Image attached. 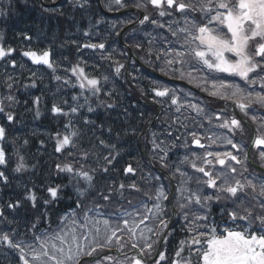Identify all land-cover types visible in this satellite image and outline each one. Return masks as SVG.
Wrapping results in <instances>:
<instances>
[{
    "label": "snow or ice",
    "instance_id": "1",
    "mask_svg": "<svg viewBox=\"0 0 264 264\" xmlns=\"http://www.w3.org/2000/svg\"><path fill=\"white\" fill-rule=\"evenodd\" d=\"M147 2L158 10L159 17L180 14L183 26L180 20H172L165 25L145 14L138 21L140 25L150 22L156 29H166L173 37L169 40L165 36L157 45L156 37L145 33L146 37H150L147 54L149 57L155 56L154 61L148 60L146 63L159 62L163 75L186 80L207 96L205 100L195 96L192 91L180 95L183 90L167 86L152 87L153 102L163 106L167 101L177 114L172 117L169 128L175 127L176 132L183 129L184 138L183 143L177 144L181 137L167 131L166 136H175V139H169L166 143L158 139L159 133L153 132L148 141L151 145L150 159L158 162L161 169L167 170L173 149L183 148L186 154L178 160L175 172H168L167 176L163 172L160 175L149 172L140 177L149 185L155 183L154 192L143 191L136 180L128 184L121 181L117 185L114 179H104L109 176L110 169H115L114 162L120 156L115 151L116 145L104 139L97 138L98 144L108 149L109 154L97 156L96 168L89 170L82 164L77 168L73 163H57L56 173L67 174L69 183L48 186L49 199L43 200V205L34 190L26 191L24 199L31 203L32 209L42 207L43 210L39 216L25 222V232L21 233L16 228L5 231L0 227V247L15 253L18 264H169L167 246L176 218L182 221L180 230L184 238L178 241L170 264H264V149L260 148L264 146V134L257 135L252 141L253 147L259 151L260 161L259 171L255 173L249 172L253 165L244 144L235 140L237 133L244 134L246 122L241 114L255 123L258 117L250 113L264 112V0ZM112 5L117 7L113 9ZM105 6L109 11L126 7L124 0H111ZM134 7L146 9L142 3ZM0 15H6L2 8ZM96 23L101 21L97 20ZM111 27L115 29L116 25L112 24ZM84 35L88 36L89 33L85 32ZM24 38L31 39L28 36ZM135 47L143 49V44L137 43ZM76 48L78 53L81 48L100 50L101 59H112L111 54L103 55V51L107 50L104 42L77 44ZM16 51L11 46L0 45V61L7 60L12 67H16L17 62L12 58ZM20 55L35 65L47 66L53 73L58 67L51 59L50 49H28L20 52ZM86 66V60L78 61L69 71L78 82L80 95L87 91L97 96L101 91V78L90 77ZM124 67L117 63L114 72L119 75ZM53 78L61 80L60 76L54 75ZM102 79L107 81L108 77ZM70 83V80H64V84ZM31 86H35V83ZM8 87L11 88L12 84H8ZM7 99L13 101L14 97L9 95ZM77 99L73 96L74 101ZM34 103L38 104L39 98ZM213 104H221L222 107L215 108ZM82 107L83 104L73 106L65 112L61 106L53 104L51 113L54 117L68 116ZM107 107L114 105L108 104ZM88 111L94 109L89 107ZM0 114H4L8 122H14V115L5 112L2 104ZM36 116H40L39 110ZM84 123L88 125L93 122L85 119ZM260 123L264 124V117L260 118ZM64 128L65 132L54 134V151L58 154L67 152L69 157H73L70 149L78 148L81 133L78 129L70 130L71 122L65 124ZM217 130L226 131L217 134ZM108 132L111 133L112 129L109 128ZM6 138V127L0 125V140ZM192 146L202 150L203 155L193 150ZM225 146L230 147L225 151L210 150ZM89 155L88 151L80 150L81 158L87 159ZM100 159L105 161L102 167L99 165ZM8 162L6 149L0 147V165L6 166ZM181 166L192 169V174L182 170ZM26 170L24 157L19 156L13 171L20 173ZM137 171L138 168L131 164L123 168L125 178L134 176ZM177 173L181 177L177 186L172 191L166 190L163 180L168 179L171 187ZM8 181L5 171H0V182L7 185ZM193 182L195 189L191 187ZM68 187L73 190V195L69 197L73 203L56 217V227L53 228L51 205L60 199L61 190ZM125 190L142 193V196L135 200L128 199ZM221 204V218L217 220L213 208ZM229 204L232 207H228ZM20 207L21 202L17 200L0 208V225L10 226L13 223L4 208ZM225 215L227 220L223 219ZM112 249L123 258L112 256Z\"/></svg>",
    "mask_w": 264,
    "mask_h": 264
},
{
    "label": "trees",
    "instance_id": "2",
    "mask_svg": "<svg viewBox=\"0 0 264 264\" xmlns=\"http://www.w3.org/2000/svg\"><path fill=\"white\" fill-rule=\"evenodd\" d=\"M33 6L36 9V20L32 21L29 19V14L32 12ZM0 8L6 13V15H2V19L0 18V34H2L0 45L11 46L17 50L12 54V58L16 62L23 57L20 52L27 49L35 50L34 47H36V50L50 49L51 59L58 65L55 73L47 66L39 65L36 67V75L33 76L27 67H18L17 71L7 60L0 61V104L5 108V112H11L14 115V122H8L6 116L0 114V125L5 126L7 131V138L0 140V147L6 149L9 157L6 166L0 165V171H5L9 177L7 185L0 182V208L17 200L22 205L18 209L4 208L5 214L13 223L10 226L0 225V227L5 231L16 228L21 233L25 232V222L33 220L43 210L42 207L38 210L32 209L31 203L24 199L26 191L34 190L40 204L43 205V200L49 199V194L46 191L48 186L54 187L69 183L67 174L56 173L57 163H73L77 168L82 164L85 169L89 170L96 168L97 156L103 157L109 154L108 149L99 146L97 138L115 144V151L120 153L117 161L114 162L115 169H110L109 176L104 179H114L117 185L121 181L128 184L132 180H136L143 191L154 192L155 183L149 185L141 181L140 177L149 172L160 175V171L154 168H158L160 165L153 160L154 167L149 164L148 159L140 151L138 141L150 157L151 145L148 141L153 132L160 134V115L150 129L139 137L156 113L157 108L153 105L142 104L136 93L144 101H153L151 89L153 86L160 87V80L148 72L144 73L141 66L133 61L128 65L129 82L126 80L125 67L117 75L114 72L116 64L125 66L127 58V51L120 45L117 37H109V42L112 41L114 44V50L103 51L104 56L111 54L112 57L110 60H104L101 59L100 50L81 48L80 52H77V44L89 43L86 40L82 41L84 38L78 40L77 37L69 36L68 39H65V36L41 34L40 32L45 29V19L48 15L51 16L49 18L51 25L63 23L62 11L57 7L45 9L39 0H0ZM31 24L35 26V32L28 35L31 39L27 40L24 38L27 35L21 32L32 30ZM150 26L153 27L151 23ZM52 28L55 29L53 26ZM141 30L142 25L133 28L137 34L131 38L124 36V41L143 62V50L136 48L135 45L137 43L145 45L147 38L150 37L141 35ZM151 36L157 39L153 33ZM101 38L96 37L95 41L103 42L104 40ZM85 60L87 61V74L90 77L101 78V91L97 96H92L87 91L84 92V95L78 96L77 88L68 89L75 85L76 79L69 69L78 61ZM151 60L154 61L153 58ZM81 66L85 65L81 64ZM137 67H140V71L136 69ZM54 75L60 76L61 80H55ZM105 76L108 77L107 81L102 79ZM8 77H12V79L9 80ZM64 80H70L71 83L64 84ZM33 82L35 86H31ZM154 82H156L155 85ZM8 84H12V87L9 88ZM9 95L14 97L13 101L7 99ZM73 96L78 99L74 101ZM85 96L88 97L87 101ZM36 98H39L38 104L34 103ZM64 101L67 103L65 104ZM53 104L61 106L65 112L80 104H83L84 107L80 108L77 113L54 117L51 113ZM108 104H113L114 107L108 108ZM157 105L160 107V104ZM89 107L94 111L89 112ZM37 110L40 112L39 117L36 116ZM85 119L93 123L86 125ZM69 122L72 124L70 130L78 129L81 133V139L77 141L78 148L70 149L74 154L73 157H69L67 152L58 154L54 151L56 143L54 134L65 132L64 125ZM109 128L112 129L111 133L108 132ZM133 130H135L134 133ZM117 133H119V137H117ZM158 139L160 140V135ZM42 141L43 143H41ZM81 149L90 153L87 159L81 158ZM92 153H96V155H92ZM19 156L24 157L27 170L17 173L13 169L16 167ZM104 164L105 161L100 159L99 165L102 167ZM128 164L138 168V171L134 176L125 178L123 168ZM167 183L169 182L166 181V185ZM167 187L169 186L167 185ZM126 194H129L128 190H125V196ZM72 195L71 187L63 188L59 193L60 199L52 203L50 214L53 217V225L56 224V216L72 205L73 201L69 199ZM137 195L141 197L142 193ZM41 227L43 228L44 225ZM16 258V254L14 255L13 252L6 254L0 250V264H15Z\"/></svg>",
    "mask_w": 264,
    "mask_h": 264
},
{
    "label": "flooded vegetation",
    "instance_id": "3",
    "mask_svg": "<svg viewBox=\"0 0 264 264\" xmlns=\"http://www.w3.org/2000/svg\"><path fill=\"white\" fill-rule=\"evenodd\" d=\"M51 3L52 2H48L47 4H51ZM108 3H111V0H75L74 2L66 1L62 3L60 6H56L58 9L62 11L61 16L63 18V23L62 24L53 23L51 25L50 19H49L50 16H47L45 19V29L43 30V32H40V33L45 34V35L55 34V35H61L65 37L73 36V37H77L78 40H80L81 38H84L82 39V41L86 40L87 42L91 43L92 38L97 37V36H103V37L115 36L117 34L118 27H121L123 24H126V22L128 21L140 20L143 18L145 14L149 15L152 19L160 20V23H163L165 25H167L172 20H180V21L182 20L180 14L178 13L173 14L172 16H168V17H159L158 10L155 9L152 5L148 4L147 0H124L126 7L120 8L119 10H112V11H109L108 8L105 6ZM137 3H142L146 5V9H138L134 7V5ZM41 5L44 8L51 7L50 5L47 6V5H43L42 3ZM81 5H83V7ZM112 6H113V9L117 7L115 5H112ZM165 9H166V6H165ZM29 19L32 21L36 20L35 6L32 7V12L29 14ZM97 20H100L101 23L97 24L96 23ZM112 24L116 25L115 29L111 27ZM31 25H32V30L23 31V33L26 34L27 36L30 34H34L35 32V26L33 24ZM52 26L55 29H53ZM148 26H149V22H146L141 32L143 35H145V33H148ZM181 26H183V21H181ZM85 32H88L89 35L85 36L84 35ZM158 33L160 34V40H162V38L165 37L166 35L167 36L171 35L170 33L167 32L166 29L164 30L159 29ZM131 35L132 34H129L128 36H131ZM21 65H23V67H27L31 74L36 72L35 64H33L26 57H22L21 60L17 61V66L14 68L18 71V67H21ZM161 66L162 65L160 64V68ZM144 68L149 69L151 67L145 64ZM12 73H15V72H12ZM164 86H167L169 88H176L177 90H183L182 92L179 93L180 95H183V93L185 92L192 91L195 96L201 99L207 100L206 93H201L198 88H194L193 85L188 84L186 80H181L175 76H165L160 71V87H164ZM257 90H258V86H257ZM212 106L215 108L222 107L221 104H213ZM170 110L172 109L170 108L169 103L167 101H165L163 106L160 104V113L162 114L161 120L164 121L166 125V126L160 125L161 133H164L166 131V127H169L170 117H168L167 114L169 115L168 112ZM187 114L188 113H185L184 115H187ZM251 114L257 115L258 117L257 122L254 123L248 117H244L243 114H241V118L244 119L245 122L248 121L253 126L255 132L264 131V124L260 123V118L264 117V112L250 113V115ZM205 127L207 128L208 126L205 125ZM248 128H249L248 125L245 123L244 130ZM173 131L176 132L175 127H173ZM222 131H226V130H217V134H220V132ZM177 133H183V129H181ZM235 140L245 145V141L243 139H240L239 133L236 134ZM229 147L230 146H225V147H220V148H213L210 150L225 151ZM193 150L203 155L202 150L195 148V146H193ZM184 152H185V149L183 148H180L178 150L173 149L172 154L170 155V158H169V163H172L170 162V160H172L174 156L183 155ZM255 157H258L256 163L260 164L258 150L254 152V158ZM250 168L252 167L250 166ZM249 172L253 173L251 169H249ZM178 181L179 179L177 180V183ZM207 194L208 193L206 192L205 195ZM222 206L223 204H221L220 206H214L213 208V213L216 216L217 220L221 218L219 214H220V208ZM228 207H232V205L229 204ZM223 219L227 220V216L225 215ZM181 224H182V221L179 218H176V222L172 225L173 235L170 240V243L167 246L169 264H170L172 253L175 251L178 241L184 238V233H182L180 230ZM161 250H164V249H161ZM185 255H187V253H185Z\"/></svg>",
    "mask_w": 264,
    "mask_h": 264
},
{
    "label": "rangeland",
    "instance_id": "4",
    "mask_svg": "<svg viewBox=\"0 0 264 264\" xmlns=\"http://www.w3.org/2000/svg\"><path fill=\"white\" fill-rule=\"evenodd\" d=\"M71 2L73 1V0H70ZM181 21H183V20H181ZM170 37H171V39H173V37L170 35ZM136 69H138L139 71H140V67H137ZM143 69V72L144 73H147L146 71H148L147 69H145V68H142ZM169 115H170V122H171V119H172V117L174 116V115H176V113L174 112V110H170L169 112ZM160 115V125H165V123H164V121H162L161 120V113L159 114ZM157 115H155L154 114V116L152 117V119L151 120H153V118L154 117H156ZM159 116H157L156 117V119L158 118ZM156 121H154L153 122V124L155 123ZM152 124V125H153ZM166 126V125H165ZM167 131H170V130H166L165 131V138H166V140H167V142H168V140L169 139H175V137H172V138H168L167 136H166V133H167ZM257 133H260V132H257ZM246 136L248 137L249 136V132L247 131L246 132ZM183 138H184V136H183V133L181 134V139H180V141H178L177 142V144H181V143H183ZM166 142V143H167ZM193 147V146H192ZM250 152H255V150H251ZM186 154V151L184 152V154L183 155H185ZM200 155H201V153H199ZM183 155H181V157L183 156ZM181 157H179V158H175V160L173 161V163H169L170 164V167H169V169H167V170H165V171H167V173L168 172H175V168H176V164H177V162H178V160L181 158ZM257 158L258 157H255L254 158V154H252V158H250V160H253L252 161V164H254V163H256V161H257ZM182 167V170H184V171H187V172H189V174H192V169H190L189 167H187V166H181ZM158 168H160V167H158ZM152 173V172H151ZM63 174H65V173H63ZM153 174V173H152ZM154 175H157V174H154ZM165 176H166V174H164ZM197 175H199V174H197ZM180 180L181 179V177L179 176V174L177 173L176 174V179L175 180H173L172 181V185H173V187H174V184H175V186H177V180ZM166 181H168L169 182V180H167L166 179ZM165 180H163V183H164V185H165V182H166ZM179 182V181H178ZM167 185L169 186V183H167ZM191 187L193 188V189H195V187H196V185H195V183L193 182L192 183V185H191ZM165 188H166V190H168V191H170V187H166L165 186ZM175 188V187H174ZM128 193L129 194H126V198H128V199H133V200H135V199H137V198H139V195H137V193H134V192H129V190H128ZM85 203H87V201H85ZM53 228H55L56 227V224L55 225H53L52 226ZM6 231H9V230H6ZM17 239H20V237H17ZM0 250H3L6 254H10L11 253V251H9V250H5V248H3V247H0Z\"/></svg>",
    "mask_w": 264,
    "mask_h": 264
},
{
    "label": "water",
    "instance_id": "5",
    "mask_svg": "<svg viewBox=\"0 0 264 264\" xmlns=\"http://www.w3.org/2000/svg\"><path fill=\"white\" fill-rule=\"evenodd\" d=\"M137 23H138V22H134V23H132L131 25H128L127 27H132V26L136 25ZM121 34H122V32H120L119 35H118L120 41H121ZM127 48H128V47H127ZM128 51H129V57H128V60H129L131 57L135 58V56L133 55V53L131 52V50H130L129 48H128ZM157 113H159V110H158ZM157 115H158V114H157ZM156 117H157V116H156ZM156 117L153 118V120L151 121V123L156 119ZM148 128H149V126L146 127L144 131H146ZM252 138H253V134H252Z\"/></svg>",
    "mask_w": 264,
    "mask_h": 264
}]
</instances>
